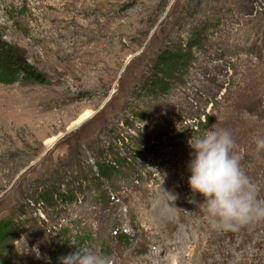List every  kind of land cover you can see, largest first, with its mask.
Segmentation results:
<instances>
[{"label": "rangeland", "instance_id": "rangeland-1", "mask_svg": "<svg viewBox=\"0 0 264 264\" xmlns=\"http://www.w3.org/2000/svg\"><path fill=\"white\" fill-rule=\"evenodd\" d=\"M0 40L46 81L0 83V264H264L187 184L216 125L264 198V0H0Z\"/></svg>", "mask_w": 264, "mask_h": 264}, {"label": "clouds", "instance_id": "clouds-1", "mask_svg": "<svg viewBox=\"0 0 264 264\" xmlns=\"http://www.w3.org/2000/svg\"><path fill=\"white\" fill-rule=\"evenodd\" d=\"M255 150H264V137H256ZM192 149L187 164V184L193 194L203 197L199 205L209 228L218 233H237L245 226L264 221V198L243 170L241 156L228 129L213 125L189 141ZM193 202V201H190ZM59 264H112V258L95 247L80 245Z\"/></svg>", "mask_w": 264, "mask_h": 264}, {"label": "trees", "instance_id": "trees-1", "mask_svg": "<svg viewBox=\"0 0 264 264\" xmlns=\"http://www.w3.org/2000/svg\"><path fill=\"white\" fill-rule=\"evenodd\" d=\"M21 78L26 82L46 83L34 67L20 59L12 47L0 40V83L11 84Z\"/></svg>", "mask_w": 264, "mask_h": 264}, {"label": "bare ground", "instance_id": "bare-ground-1", "mask_svg": "<svg viewBox=\"0 0 264 264\" xmlns=\"http://www.w3.org/2000/svg\"><path fill=\"white\" fill-rule=\"evenodd\" d=\"M91 118H92V113L91 112H86L85 114H83V116H81V118H79L77 120V122L75 124H77V125L83 124L84 122L90 120Z\"/></svg>", "mask_w": 264, "mask_h": 264}]
</instances>
